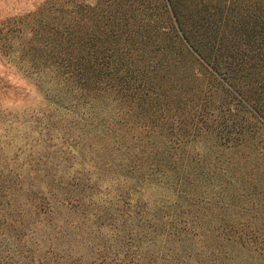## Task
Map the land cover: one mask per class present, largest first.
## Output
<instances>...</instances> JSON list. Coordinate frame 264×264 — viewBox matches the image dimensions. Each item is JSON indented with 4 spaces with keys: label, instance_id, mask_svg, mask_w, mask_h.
<instances>
[{
    "label": "trees",
    "instance_id": "obj_1",
    "mask_svg": "<svg viewBox=\"0 0 264 264\" xmlns=\"http://www.w3.org/2000/svg\"><path fill=\"white\" fill-rule=\"evenodd\" d=\"M161 2L68 0L19 58L62 84L21 123L0 113V264H264L257 184L234 197L222 183L191 179L207 161L202 141L225 156L214 171L237 169L235 149L251 179L264 130V18L245 0H189L186 10ZM172 53L190 59L198 85H155ZM21 126L18 145L11 131ZM30 177L40 185L26 186ZM58 206L78 224L96 220L97 243L92 230L72 232V217L58 222ZM82 244L93 251L85 256Z\"/></svg>",
    "mask_w": 264,
    "mask_h": 264
},
{
    "label": "rangeland",
    "instance_id": "obj_2",
    "mask_svg": "<svg viewBox=\"0 0 264 264\" xmlns=\"http://www.w3.org/2000/svg\"><path fill=\"white\" fill-rule=\"evenodd\" d=\"M68 0H0V85H6L5 94H0V113L9 112L11 113L12 121L22 122L27 118L24 113L38 111L40 108L45 106L46 104L51 105L52 101H48L45 97V92H48L47 89L52 88L54 85H61L62 83L57 84L54 79H52L51 73L49 70L41 71V73H36L31 67L29 62L22 63L19 58L27 50V46L32 44L39 45L41 43V37H45L46 29L42 26L44 22H51L56 18L64 17V11L67 10L66 2ZM86 3H92L94 5L95 0H84ZM181 6V9L186 10L189 9L190 6L196 5V2H188L189 0H178ZM197 2L205 1V0H195ZM238 1V0H237ZM242 1V0H241ZM152 4L159 8L162 6L161 0H151ZM245 5L252 9V13L255 14V17L260 16L264 18V0H245ZM185 13V12H184ZM160 10H155L154 15H160ZM190 19L187 18L183 19ZM191 25V22L189 24ZM189 26V27H190ZM151 38L155 39V35L157 33H152ZM195 36L194 33L190 34V37L198 40L201 37V34ZM148 35V34H147ZM154 36V37H153ZM40 42L39 44L35 43ZM37 52H32L29 50L28 54L30 57L32 55H37ZM175 53L170 54L167 60L161 58L159 64L161 68L155 85H198L196 83L195 77L193 78L192 71V62L188 57L186 58H178L175 60ZM194 74L200 76L199 70L194 71ZM194 75V76H195ZM163 76L165 78H163ZM168 78V82L167 79ZM58 80V79H57ZM43 85V86H42ZM57 87V86H56ZM43 89V91H42ZM52 93L51 95H54ZM59 100V99H57ZM60 101V100H59ZM110 110V109H109ZM110 111L106 114H109ZM254 123L252 119L250 121ZM258 127H261L259 124L254 123ZM12 129L11 135L13 137H17L18 145L21 144L22 137V128ZM65 125L57 124L56 129L59 131L62 130ZM6 126H3L0 122V136L6 135L4 134V130ZM58 131V132H59ZM255 137L258 139L259 147L255 149H251L250 157L254 160V170L252 173L251 179L246 180L245 173H247L246 166H244V161L242 160V155H237L235 149H231L228 153H232V156H236L235 160L239 164L235 166L237 169L230 170L229 174H222L217 170L214 171L213 164H216L217 167L223 162L225 156L223 154L216 151V148H211V144L208 141H202L198 145V150L202 156H206L207 161L205 164L203 163V169L196 171L193 173L191 179L195 185L203 186L208 189V181L211 179L212 183L215 185H219V183L224 184L226 188V193L234 194V197L238 195H242V191L244 189H249L252 191L250 186V182H253V185L257 184V193H259L258 203L261 205L260 216H264V130L261 128V131ZM3 141V140H2ZM23 144V143H22ZM252 145V142H249L248 148ZM10 156V154H8ZM210 161V162H208ZM257 166V168H256ZM256 168V169H255ZM72 170L66 172L65 176H63L64 183H69L70 175L72 174ZM209 173V174H208ZM243 173V175H242ZM201 174L207 175L205 178V186L204 183L201 182ZM260 174H262L260 176ZM226 175V176H225ZM226 181V182H225ZM55 182H57V176L55 177ZM228 182V183H227ZM39 178L30 177L25 180V185L30 187L31 184L40 185ZM196 189L198 187H195ZM33 189H36L33 186ZM71 197H75V192L72 186H68L64 192ZM147 196H152V198L158 194L156 191H152L151 193L147 192ZM170 194L172 192L170 191ZM84 195V194H83ZM226 195V194H225ZM166 196V195H164ZM245 209H247L251 214H254L255 209L250 206V204H245ZM57 212V221L63 222L65 218L70 220L73 218V221L77 223V215L74 212H69L67 209L58 206L56 208ZM94 214V212H90V215ZM81 219H83L81 217ZM75 228L72 232L83 233L82 235H88L91 231L89 237H87L88 242L92 244L97 243L98 232L100 227H96L98 222L93 220L92 217L89 219L84 218V220L80 224H73ZM75 233V234H78ZM73 234V233H72ZM74 234V235H75ZM83 249V253L88 255L91 251L90 249H85L84 245L80 246Z\"/></svg>",
    "mask_w": 264,
    "mask_h": 264
}]
</instances>
